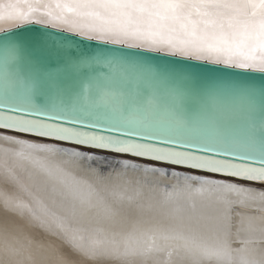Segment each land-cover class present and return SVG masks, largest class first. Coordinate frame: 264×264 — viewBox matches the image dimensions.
Wrapping results in <instances>:
<instances>
[{
	"label": "snow or ice",
	"instance_id": "obj_1",
	"mask_svg": "<svg viewBox=\"0 0 264 264\" xmlns=\"http://www.w3.org/2000/svg\"><path fill=\"white\" fill-rule=\"evenodd\" d=\"M33 25L110 47L74 55L67 37L51 40L83 70L69 91L16 70L29 51L15 33ZM0 53L3 264H44L25 230L58 239L70 264H264V129L251 120L264 85L250 83L264 76V0H0ZM145 54L233 70L242 82L196 91L191 74L154 68ZM177 80L191 103L157 94ZM222 95L247 110L246 126L209 114ZM105 164L106 173L93 166Z\"/></svg>",
	"mask_w": 264,
	"mask_h": 264
},
{
	"label": "water",
	"instance_id": "obj_2",
	"mask_svg": "<svg viewBox=\"0 0 264 264\" xmlns=\"http://www.w3.org/2000/svg\"><path fill=\"white\" fill-rule=\"evenodd\" d=\"M58 37H67L65 44L63 45L64 49L72 50L73 54L76 53H93L101 47H110L104 45H98L95 42L85 41L79 37L71 36L66 33H60L53 29H46L40 26H29L24 29L18 30L15 33V39L23 42L29 51V56L25 58L17 66V71L20 72L22 77L34 79L38 77H43L45 79H51L56 82H64L69 86V91L79 90L81 83L84 79L83 70L77 69L75 61L70 59L68 56L63 53H57L52 50L51 40H54ZM2 55V54H0ZM149 56V59L144 62L152 65L154 68L161 70H167L170 72L176 73H188L194 78L195 90L199 91L200 89L206 87L207 85L215 82H231V83H240L242 82L241 75L235 73L233 70L223 69L217 66L212 65H203L196 62L190 61H180L177 58L172 57H162L156 56L153 54H145ZM90 74L94 75V78L100 83L102 80L99 79L98 74L106 75V69L101 65H96L89 67ZM257 88L264 85V76L259 74L255 75V79L250 81ZM156 90L160 94L167 95H176L181 103L188 104L192 102L193 90L185 85L183 82L177 80L175 83L164 81L156 85ZM173 94H170V93ZM217 105L216 107L220 111L226 110L228 107H231L233 101L227 95H222L219 99L214 101ZM242 104H247V101H240ZM215 107V108H216ZM254 112L252 113L251 118L255 124H259L262 118H264V98H257L254 101ZM213 109L209 110L211 114ZM243 114L239 118L234 117V119L222 118L221 114H216L224 120H234L238 121L241 127L246 126L248 120L247 110L242 109ZM243 119V120H239ZM13 135H16L13 133ZM17 138L31 140L29 136H17ZM90 151V150H88ZM94 151V150H91ZM99 159H103L105 156L108 157L110 161L119 159L113 157L107 153H96ZM126 159V158H124ZM131 162H135L140 166H143L146 162L136 161L133 159H128ZM98 166V165H94ZM115 167V164L112 165ZM99 167H103L105 170L102 172L110 171L111 168L109 165L105 164ZM165 171L171 172V168H165ZM179 172L180 176L188 174V171L182 170V168L176 169ZM201 178L207 179H216L223 180L219 178L207 177L206 175L199 174Z\"/></svg>",
	"mask_w": 264,
	"mask_h": 264
},
{
	"label": "bare ground",
	"instance_id": "obj_3",
	"mask_svg": "<svg viewBox=\"0 0 264 264\" xmlns=\"http://www.w3.org/2000/svg\"><path fill=\"white\" fill-rule=\"evenodd\" d=\"M0 54H2V53H0ZM2 66H3V55H0V71H3V67ZM98 76H99V79H101L105 75L98 74ZM97 82H99V81L97 80ZM157 94L160 95V93H158V91H157ZM170 94H173V93L171 92ZM168 102L170 104L173 103V102L181 103L180 99L174 94L173 95H168ZM230 108L231 107H228L224 111H221V110L219 111L218 108L216 107V108L213 109L211 114H213V115L221 114V117L224 118V119L225 118L234 119V117L239 118L240 115L244 113V112H242V110L240 112H236V111L230 110ZM248 119H249V117L247 118V120ZM239 120H243V119H239ZM251 120L253 121L252 118H251ZM256 126H257L258 129H264V118H262L260 123L256 124ZM126 159H132V158L127 157ZM94 167H99V166H94ZM100 169H101V171L105 170L103 167H100ZM182 170H185V169H182ZM200 174L206 175L207 177L224 179L223 177H220V176H213V175L205 174V173H200ZM167 182H169V183L172 182L171 177L168 178ZM238 183H240L242 185L245 184V182H243V181H238ZM17 223L19 225H23L24 222L17 220ZM23 235L27 236L29 239H32L33 236L35 235L36 243H38V244L43 246L44 254L41 257H39V259L42 260L44 262V264H70V262L73 259H75V257L66 254V249H63V246L61 245V242L58 239H56L55 237L37 235V234H35L34 231H29V230H25ZM0 264H3V259L2 258H0Z\"/></svg>",
	"mask_w": 264,
	"mask_h": 264
}]
</instances>
